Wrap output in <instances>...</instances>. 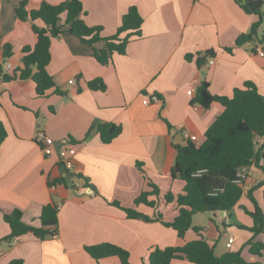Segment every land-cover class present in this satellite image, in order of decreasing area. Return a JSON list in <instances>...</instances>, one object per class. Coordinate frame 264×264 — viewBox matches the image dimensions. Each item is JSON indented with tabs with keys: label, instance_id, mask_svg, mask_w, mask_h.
I'll return each instance as SVG.
<instances>
[{
	"label": "crops",
	"instance_id": "obj_1",
	"mask_svg": "<svg viewBox=\"0 0 264 264\" xmlns=\"http://www.w3.org/2000/svg\"><path fill=\"white\" fill-rule=\"evenodd\" d=\"M21 1L0 0V70L8 75L19 73L24 48L37 43L33 24L44 26L40 20L18 18ZM25 1L31 11L43 2L59 5L66 0ZM81 1L86 24L102 27L106 38L116 34L123 16L136 6L144 19L141 34L131 37L126 53H114L105 66L96 61L93 48L77 37L53 38L48 72L60 93L50 90L39 96L32 79L0 83V124L6 131L0 147V264H121L118 257L96 260L87 253L86 247L103 243L126 249L131 264H148L154 249L182 247L197 239L193 230L181 238L160 222L130 219L109 202L118 201L150 218L160 214L165 221L174 220L177 203H167L165 195L177 197L185 187L171 173L176 146L191 142L186 132L197 137L194 143H203L224 111L219 103L210 108L195 103L203 82L209 84L211 94L228 97L251 82L264 96V56L257 53L258 46L264 47V0L261 14L243 7L248 0ZM260 20L257 39L236 46L237 39ZM6 45L13 49L8 59L4 58ZM105 46L100 42L96 47ZM209 51L214 55L200 68L197 60ZM6 63L12 66L9 71ZM96 81L105 89H92L90 84ZM151 95H158L160 101L144 105ZM101 125L119 129L111 143L102 141ZM42 133L53 139L51 146L40 138ZM69 147H74L75 168L67 172L60 152ZM247 173L245 193L264 181V172L255 166L248 167ZM150 183L159 188L158 196L148 198L156 205L136 206L142 192L153 190ZM259 193L264 205V187L254 192L264 210ZM49 204L61 205L57 237L41 240L30 233L16 243L6 239L10 228L4 214L20 210L26 224L40 227L42 209ZM246 210H252V204L244 195L233 210L211 212L228 233V241L234 239L222 254L217 250L221 235L213 219L200 227L201 235L218 256L241 252L247 262L264 264V252L261 257L252 255L246 247L253 234L240 226L254 225L250 215L243 218ZM232 221H237L236 228ZM255 240L264 242V234ZM171 264L193 263L176 259Z\"/></svg>",
	"mask_w": 264,
	"mask_h": 264
},
{
	"label": "trees",
	"instance_id": "obj_2",
	"mask_svg": "<svg viewBox=\"0 0 264 264\" xmlns=\"http://www.w3.org/2000/svg\"><path fill=\"white\" fill-rule=\"evenodd\" d=\"M243 7L248 12L261 14L260 9L251 10L247 4H244ZM16 13L22 21L34 23L40 20L44 26L40 28L33 24L37 43L34 48H24L23 67L19 73L8 75L1 69L0 75L5 82L15 79H32L36 84L39 96H45L50 90L60 93L54 78L48 72L53 38L65 34L77 37L82 43L93 48L94 58L105 66L110 63L114 53H126L130 38L141 34L144 23L138 8L132 6L123 16L116 34L108 38L103 37L102 27H91L84 21L83 16L86 12L81 0H66L59 5L43 2L38 9L31 11L27 9V2L23 0ZM63 17H65L64 23H62ZM260 26L261 20L253 25L249 33L243 34L237 39L236 46H243L256 40ZM100 42H105L106 46L101 49L97 48L96 46ZM12 50L10 45L5 46V59L11 57ZM227 50L232 51L231 48ZM213 55L214 51L207 52L203 58L197 60L198 66L201 68L205 59ZM187 59L191 60L192 56H188ZM98 84L100 81L92 82L90 87L94 90L105 89L103 85ZM195 103L204 108H210L213 103H219L224 107V111L207 130L203 143L188 142L186 145L176 146L177 157L171 173L173 178L184 181L185 187L177 197L171 193L165 195L167 203L174 201L177 203L179 211L174 220L165 221L160 214L155 218H150L134 208L122 206L118 201L109 202V204L125 212L130 219L160 222L165 227L174 230L181 238H184L190 230L197 234V239L182 247L154 249L149 256L148 264H171L176 259L188 260L193 264H254L247 262L241 252H227L218 256L215 247L210 246L201 235V228L194 226L193 219L196 214L231 211L246 195L252 204V210L246 211L254 225L252 227L240 226V228L253 234L246 244L250 254L260 257L263 255L264 242H258L255 239L264 234V210L258 204L254 192L264 187V181L246 193L244 186L235 181L238 173L246 167L255 166L264 171L262 165L264 143L259 145L257 142L258 139L264 138V96L251 82H247L244 88L235 89L231 97L211 94L209 84L203 82L198 89ZM111 128H113L112 131ZM99 131L102 141L108 144L117 136L119 129L113 125H101ZM5 138L6 131L0 124V147ZM138 168L142 173L144 172L141 163H138ZM63 181L66 182L65 178ZM149 186L153 190L142 192L135 200L136 206L144 204L154 207L156 205L148 198L151 195L158 196L159 188L152 183ZM4 220L10 228L7 240L12 241L30 233L45 240L59 234V210L55 204L43 207L40 215V227L26 224L20 210L4 214ZM86 251L96 260L118 257L121 264H131L130 253L113 244L103 243L86 247ZM12 264H22V262L17 261Z\"/></svg>",
	"mask_w": 264,
	"mask_h": 264
},
{
	"label": "built area",
	"instance_id": "obj_3",
	"mask_svg": "<svg viewBox=\"0 0 264 264\" xmlns=\"http://www.w3.org/2000/svg\"><path fill=\"white\" fill-rule=\"evenodd\" d=\"M257 53L260 56L263 57L264 56V47L263 46H258L257 47ZM211 64H214L213 60L211 61ZM5 66H6V68H5L6 71H9L11 69V67H12L10 63H6ZM2 81H3V78L0 77V83ZM188 94L190 96H193L194 93H193V91H189ZM159 101H160V99H159L158 95H151V96H149V97H147V98H145L143 100V104L144 105H149L151 102H156L157 103ZM185 136L188 137L191 142H196L197 141V137L196 136H190L188 132H186ZM40 138L43 139V142L45 143L46 146H51L54 143L53 139L50 138V137H47L44 133L40 134ZM262 140L263 139H261V138L257 140L259 145H262L264 143ZM74 152H75L74 151V147H69L66 150H62L60 152V163H61V165L64 167V169L67 172H69V171H71V170H73L75 168V163H74V159H73ZM262 165L264 166V159L262 160ZM247 170H248V167L244 168L241 172L238 173L237 179L235 181L237 184L245 186V182H246V180L248 178ZM60 208H61V205H58L57 209L60 210ZM57 236H58V234L55 235V237H57ZM17 240H18L17 238L14 239L13 240L14 243H16ZM233 242H234V239L230 238L228 243H227V247L231 248Z\"/></svg>",
	"mask_w": 264,
	"mask_h": 264
},
{
	"label": "rangeland",
	"instance_id": "obj_4",
	"mask_svg": "<svg viewBox=\"0 0 264 264\" xmlns=\"http://www.w3.org/2000/svg\"><path fill=\"white\" fill-rule=\"evenodd\" d=\"M257 198H259L260 203H261V205L263 207L264 206L263 205V199H262L263 198V193L257 194ZM243 218L244 219H249V215L248 214H244ZM210 219H213L215 221L216 225H218V227H219V231H220L221 237H220V240L218 242V249L217 250H218V252L220 254H222L223 248L225 247L226 243L228 242L229 235L225 231L224 227L219 225L218 219H216V217L211 212H207V213H204V214H196L194 216V219H193V224H194V226H198V227H206L208 225ZM232 222H233L232 226L234 228H236L237 227V221H232Z\"/></svg>",
	"mask_w": 264,
	"mask_h": 264
},
{
	"label": "water",
	"instance_id": "obj_5",
	"mask_svg": "<svg viewBox=\"0 0 264 264\" xmlns=\"http://www.w3.org/2000/svg\"><path fill=\"white\" fill-rule=\"evenodd\" d=\"M248 5L252 10H258L262 7L263 1L262 0H248Z\"/></svg>",
	"mask_w": 264,
	"mask_h": 264
}]
</instances>
